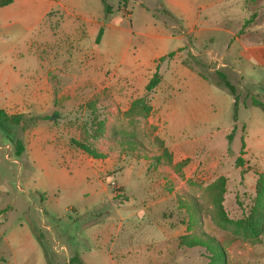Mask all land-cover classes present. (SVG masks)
Returning <instances> with one entry per match:
<instances>
[{
	"label": "rangeland",
	"instance_id": "1",
	"mask_svg": "<svg viewBox=\"0 0 264 264\" xmlns=\"http://www.w3.org/2000/svg\"><path fill=\"white\" fill-rule=\"evenodd\" d=\"M99 1L84 0L81 10L103 14ZM107 1V35L97 41L84 32L76 9L80 30L63 38L50 64L60 67L54 77L81 80L80 100L59 103L57 135L68 130L76 148L87 145L98 159L106 153L108 168L39 165L26 150L18 154L17 142L41 119L5 122L0 264H70L75 255L84 264H264V112L253 105L264 103V0H247L248 9L227 0L206 12L201 27L216 42L193 39L195 48L228 53L210 63L184 40L159 37L182 32L173 22L187 30L159 0ZM228 20L242 42L211 29ZM241 43L255 45L257 57ZM217 72L236 89L237 121Z\"/></svg>",
	"mask_w": 264,
	"mask_h": 264
},
{
	"label": "crops",
	"instance_id": "2",
	"mask_svg": "<svg viewBox=\"0 0 264 264\" xmlns=\"http://www.w3.org/2000/svg\"><path fill=\"white\" fill-rule=\"evenodd\" d=\"M83 1L13 0L9 5L0 6V109L8 115L23 114L41 119L36 128L27 132L26 141L24 140L26 152L39 165L75 167L78 173L85 172L86 169L102 173L108 168L106 163L110 160L106 153L104 158L91 157L70 142L68 130L57 135L58 122H63L64 118L60 114V107L63 105L59 103L80 100L81 80L75 75L68 80L54 77V71L60 67H54L50 63L60 51L58 48L63 45V38H75L73 32L80 30L73 22L74 18L81 19L80 15L83 14L80 11L84 13L87 22L84 32L98 36L103 28L102 37L107 35L106 19L111 16H105L104 9L103 14L97 11L92 14L83 12L80 6ZM96 1L98 5L100 1ZM159 1L166 13L184 23L187 29L184 31L179 23L173 22L170 27L179 28L182 32L177 36H159L160 38L184 40L185 46L190 44L192 55L200 56L204 63H210L214 58H227V52L221 53L214 47L197 50L193 43V39H200L204 46H208L207 43L215 44L214 37H209L206 41L205 31L208 29L201 26L208 23L209 13L206 12L227 0ZM246 1L241 0L248 9ZM140 3L145 5L142 0ZM74 9L80 11L75 12ZM231 22L228 20L222 25L215 24L211 29L233 35L240 43L242 39L232 31L231 25L234 23ZM71 24L73 28L69 30ZM241 45L251 58L257 57L258 50L255 45ZM34 62L36 63L33 64ZM63 74L68 75L64 72ZM104 100H107L106 96ZM55 113L59 116L50 119Z\"/></svg>",
	"mask_w": 264,
	"mask_h": 264
},
{
	"label": "trees",
	"instance_id": "3",
	"mask_svg": "<svg viewBox=\"0 0 264 264\" xmlns=\"http://www.w3.org/2000/svg\"><path fill=\"white\" fill-rule=\"evenodd\" d=\"M13 2V0H0V6H6V5H9ZM103 4H104V13H105V16H109L113 13V6L110 2H108L107 0H102ZM103 32H104V29L101 28L99 33H98V36H97V41L100 40L101 36L103 35ZM171 55H173V53H171ZM217 75H218V84L219 85H222L224 87H226L230 92L231 94L234 96V114H233V118L235 121H237V117H238V95H237V92H236V89L235 87L232 85V83L227 79L226 75L223 73V72H217ZM159 83V79H158V74L156 73L154 75V77L151 79L149 85L147 86V90L151 91L155 86H157V84ZM141 100H139L138 102H140ZM253 105L261 108L264 112V103L256 100V99H253ZM23 117L22 114H18V115H8L4 110H1L0 109V127L3 126V124L5 122H12V123H18V118L19 117ZM22 142V141H21ZM17 142V146H18V154L21 155L22 152L25 150V146H24V143L22 142ZM75 144L77 146H79L82 150L86 151L87 153H89L91 156H93L94 158H98V157H101L102 155L92 151L87 145H84L82 143H76L75 141ZM244 148V147H243ZM213 239L210 238L209 239H205V241L210 244V247H213L216 251H217V259L218 260H221V255H219V251H220V248L217 246V244L215 242H211ZM188 244L192 245V246H195L197 245V241L196 240H189L188 241ZM70 264H84L83 261L80 259L79 255H75L71 258Z\"/></svg>",
	"mask_w": 264,
	"mask_h": 264
},
{
	"label": "built area",
	"instance_id": "4",
	"mask_svg": "<svg viewBox=\"0 0 264 264\" xmlns=\"http://www.w3.org/2000/svg\"><path fill=\"white\" fill-rule=\"evenodd\" d=\"M11 148H12V147H11V144H10V143L6 144V149H7L8 151H10ZM60 249H64V247L60 246Z\"/></svg>",
	"mask_w": 264,
	"mask_h": 264
}]
</instances>
